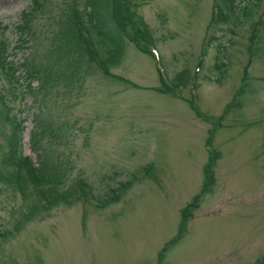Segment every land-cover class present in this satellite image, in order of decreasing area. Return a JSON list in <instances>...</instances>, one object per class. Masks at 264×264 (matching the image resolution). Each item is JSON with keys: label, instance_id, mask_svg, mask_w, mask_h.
I'll return each mask as SVG.
<instances>
[{"label": "rangeland", "instance_id": "1", "mask_svg": "<svg viewBox=\"0 0 264 264\" xmlns=\"http://www.w3.org/2000/svg\"><path fill=\"white\" fill-rule=\"evenodd\" d=\"M235 1L251 16L218 23L222 0H133L109 69L127 81L79 54L68 68L60 31L88 0L43 2L24 33L34 0H0V40L20 65V84L1 77L0 174L23 119L37 166L32 131L45 129L59 196L45 209L32 179L22 192L0 178V264H264V0Z\"/></svg>", "mask_w": 264, "mask_h": 264}, {"label": "trees", "instance_id": "2", "mask_svg": "<svg viewBox=\"0 0 264 264\" xmlns=\"http://www.w3.org/2000/svg\"><path fill=\"white\" fill-rule=\"evenodd\" d=\"M48 0H34L35 8L31 10H24L23 15L26 16L22 21L23 24L18 25L19 30L24 33L25 31H30L31 21L30 17H33L39 8L43 7V2ZM235 0H222V2L216 5V11L214 13L213 19L218 20V23L228 22L232 17H245L251 16L252 11L250 10V3L244 5H237ZM133 0H88L85 7V13L82 14L80 11L73 10L70 17L72 24L66 23L64 28L60 31V37L65 36V31L72 34L70 40L66 39V48L65 56L68 58L73 57L75 54H79L84 57L87 56L93 60L98 67L121 80H127L119 75H113L109 70L110 67L118 65L123 58L126 40H127V27L131 23L132 10L134 9ZM239 6V7H238ZM239 8V9H238ZM22 37V36H20ZM132 40L136 38L131 37ZM140 39H143V44L145 40L149 38L141 35ZM145 46V45H144ZM145 52L150 54L151 51L149 48H144ZM8 49L7 44L1 39L0 40V101L2 100L1 92V77L3 74L7 73L8 70H13L9 72V75L13 78L15 83L20 84V74L17 75V69L20 68V65L12 59L8 60ZM25 62V61H24ZM68 68H73L76 71L74 66L70 67V61L68 60ZM72 74L77 73L73 72ZM37 71L35 74L37 75ZM31 75L32 73H26ZM28 78V76H26ZM49 77L45 75L43 80L48 81ZM163 84L164 92H173L177 86L176 83H173L172 86L165 83L164 79L161 78ZM128 81V80H127ZM28 85V84H27ZM26 85V86H27ZM13 120V119H12ZM12 122V147L7 151L4 162L8 165H11L13 168L8 171H1L0 178L3 179L6 183L17 187L20 191H25V182L30 178L33 183L37 186L39 195L42 199L45 200L43 207L45 209L51 208L53 205L57 204L59 196L55 190V187L51 186L57 181V174L54 165L50 162L48 154L44 151L41 146V134L45 132L44 128H39L32 131V142L31 146L34 151L37 152L41 163L37 166L33 161L32 157L25 155L23 153V132H24V120H13ZM213 158V159H212ZM212 159V160H211ZM214 164V157L210 158V163L208 165L206 175L207 179L211 177L210 167ZM25 173V176L23 175ZM213 177V175H212ZM211 177V178H212ZM212 183V181H211ZM131 181L124 183V187H120L115 190L117 193L106 198L104 200L97 198L98 204L100 206H106L109 203L120 200L123 190H126L127 187L131 185ZM47 187V188H46ZM197 198L193 199V203L189 204L190 207L184 209V220L186 221L187 211L190 213V209H194L198 206ZM100 202V203H99Z\"/></svg>", "mask_w": 264, "mask_h": 264}]
</instances>
